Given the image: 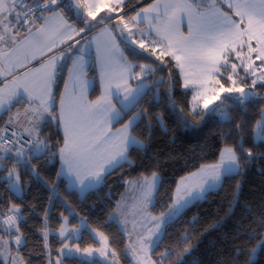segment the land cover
<instances>
[{"label":"snow or ice","instance_id":"6c2138e0","mask_svg":"<svg viewBox=\"0 0 264 264\" xmlns=\"http://www.w3.org/2000/svg\"><path fill=\"white\" fill-rule=\"evenodd\" d=\"M125 2L0 0V76L4 77L0 80V112L7 117L6 120L0 118V181L6 184V191L20 196L25 205L22 208L0 194V204L4 205L0 207V256L6 264H25L21 252L28 246L29 236L21 230L22 224L39 233V247L48 264H67L68 261L101 264L98 256L104 258V264H119L118 260L109 259L115 257L116 252L105 243L106 238L99 241L103 245L100 248H81L82 238L74 233L88 231L87 220L80 218V227L67 228L68 217L55 212L54 202L58 199L74 212L60 196L61 183H66L65 191L70 195L86 198L89 190L102 185L113 172L125 164L134 166L135 162L129 158L131 151L142 149L144 145L133 133L142 125L148 136L156 125L167 132L163 113L154 111L162 102L159 86L165 84V80L163 76L153 79L157 68L139 63L141 57L160 62V72L164 71L162 58L165 56L173 59L181 70L186 64L203 69L207 82H214L216 88L212 89L215 94L210 97L199 91L193 95L192 111L197 114L201 97L203 108L214 113L218 106L213 102L220 100L221 93L229 94L226 99L232 98L234 104L244 107L257 97V85L264 87V0H156L127 20ZM224 5L228 11L223 10ZM130 10H134V6ZM141 23L147 24V32L139 27ZM153 35L157 39H152ZM101 37L107 39L101 41ZM93 41L96 46L92 65H89L87 54ZM162 42L164 48L157 55L155 45ZM58 45L64 47L54 53ZM125 53H131L136 62L129 60ZM65 58L71 67L60 63ZM26 61H36L40 67L29 68ZM90 66H98V77L87 76ZM225 68H229L231 74H224ZM18 71L20 75L16 74ZM241 71L244 72L241 80H251L247 90L236 87V77ZM62 72H67L72 87L69 89L65 82L64 92L60 94L56 85ZM221 75H225L231 87H224L218 78ZM212 77L217 78L213 81ZM97 79L102 85V94L90 101L87 93ZM167 83L165 96L169 114L175 116L185 130L195 127L177 107L172 82ZM197 83L202 87L204 82L186 78L183 87L187 89ZM209 105L213 107L210 109ZM13 108L17 111L13 112ZM220 116L222 121L233 125L232 131L224 135L235 141L234 147L225 148L218 163L205 166L196 183L188 185L182 180L177 185L168 196L171 204L167 212L151 216L154 227L147 229L146 236L138 238L141 251L145 250V244L149 248L158 247L168 234L169 225L189 206L206 200L209 190L217 187L222 190L224 181L246 173L244 165L264 160V109L259 110L260 119L254 125L247 119L242 124L236 123L226 109ZM53 120L58 134L62 129V144L49 143L51 136L41 138V132L51 126ZM112 124H121V127L113 133ZM111 138H115V143L105 147ZM57 159L60 162V170L55 173L58 182L49 184L40 175L39 165L48 167ZM33 160L39 165H34ZM33 181L43 182L52 193L39 226L27 225L29 217L24 215L25 210L36 212L34 205L23 200V193L30 189ZM136 184L138 200L151 204L159 195L163 180L154 172L150 179ZM234 187L238 194L241 185L237 183ZM115 203L116 209L110 213V218L119 220L123 215L122 205L119 201ZM54 215L63 220L58 229L53 224ZM196 219L193 217L190 223ZM53 232L62 245L56 249L54 258L48 243ZM5 235L8 240H4ZM189 235L185 233L180 237L181 245ZM258 250H264V233L251 250L248 264H256ZM175 251L170 248L161 253V264ZM190 251L185 249L186 253ZM241 251L238 249L237 255ZM182 259L178 257L177 264H182Z\"/></svg>","mask_w":264,"mask_h":264},{"label":"trees","instance_id":"16d2710c","mask_svg":"<svg viewBox=\"0 0 264 264\" xmlns=\"http://www.w3.org/2000/svg\"><path fill=\"white\" fill-rule=\"evenodd\" d=\"M151 1L126 0L123 7L128 11V15ZM132 6H134V10H130ZM126 54L132 61H135L131 53ZM167 62L168 67H163L164 71L160 72L159 62L144 57L139 59V63L151 64L157 68V75L158 73L165 74V84L161 85L162 102L154 111L163 113L167 132L156 125L151 135L148 136L142 125L133 133L144 145L142 149L134 148L131 151L129 158L135 162L134 166L130 167L125 164L123 168L113 172L100 187L89 191L86 198L77 194L70 195L65 191L66 183H61L60 196L71 205L74 212L62 205L60 200L57 199L54 202L55 212L63 213V216L69 217L73 227L79 226L80 218L87 220L89 230L81 231L80 237L83 241L81 248L100 246L94 235L95 231H100L108 237L110 246L123 264H133L131 257L127 254L128 239L117 222L111 220L110 213L116 209L115 201H120L126 190L127 182L144 175L150 176L154 172L159 173L163 185L160 187L152 211L155 214L165 213L171 204L168 196L175 190L183 177L198 171L204 165L218 162L223 149L234 147L235 144L233 139L224 135V133L232 131L233 125L222 121L214 113H208L201 125L187 130L181 126L175 116L169 114L165 96V90L168 88L167 78L172 77L173 97L184 116L190 112L192 91L183 87L184 81L175 62L171 58H167ZM66 65L70 66L69 63ZM223 71L224 74H231L229 68H225ZM88 72L90 78L94 75L98 77L97 67L90 66ZM66 76L67 72H62L59 75L56 91L60 94L63 93ZM218 78L227 86H231L225 75ZM250 83L251 81L248 80L241 82L240 85L248 89ZM101 94V84L97 79L94 82L91 97L95 99ZM261 98L264 97H257L253 101L246 102L244 107L233 102V105L228 107L229 115L238 124H242L247 119L250 124L254 125L260 119L259 110L264 109V99ZM12 111H16V108H13ZM192 116L200 119L201 113ZM0 118L7 119L4 114ZM186 119L188 120L187 117ZM115 126L118 127L121 124H115ZM48 136L53 138L49 143L59 142L62 144L63 142V134L61 130L58 134L54 120L51 126L45 127L41 132L42 138ZM8 163L11 167V161ZM32 163L39 165V162L35 160ZM59 167L60 162L57 159L48 167L39 165V172L49 184H55L58 182L55 173L59 171ZM244 167L247 169L245 174L233 175L232 178L224 181L222 190L220 188L210 190L206 200L189 206L175 223L169 225L168 234L163 238L162 243L152 251V258L156 264H161V253L170 248H174L176 251L163 261V264H177L178 257L183 258L182 264H248L251 250L256 247L261 234L264 233V223H262L264 221V160H256L251 166L244 165ZM237 183L241 185L238 194L234 187ZM0 194L7 196L12 203H16L22 208L25 207L21 203V197L6 191V184L2 181H0ZM51 195L52 193L43 182H31L30 189L23 194V200L27 204L34 205L36 212L25 210L24 215L29 217L27 225L39 226L41 224V216L44 214L47 200ZM234 195L236 196L235 202ZM166 200L167 203H165ZM3 206L0 204V207ZM193 217L197 219L194 223H190ZM52 220L57 229L63 223V220L55 215ZM21 230L29 236L28 246L21 252L26 264H48L47 257L39 247L41 242L39 233H36L32 227H25L24 224L21 225ZM185 233H190V235L188 240L181 245L180 237ZM61 246L57 233L53 232L50 235L53 258L56 256V249ZM186 248L191 251L186 253ZM238 249L242 250L239 255H237ZM0 264L5 263L0 260ZM67 264H78V262L68 261ZM101 264L104 262L101 261ZM256 264H264V250H258Z\"/></svg>","mask_w":264,"mask_h":264},{"label":"rangeland","instance_id":"374dc122","mask_svg":"<svg viewBox=\"0 0 264 264\" xmlns=\"http://www.w3.org/2000/svg\"><path fill=\"white\" fill-rule=\"evenodd\" d=\"M140 10V9H139ZM223 10L224 11H228V8H227V5H224L223 6ZM128 12V11H127ZM136 14H128L125 19H129L130 17L132 16H135ZM131 26V25H130ZM140 28H143L146 32L148 30V26L147 24L145 23H141L139 25ZM186 28H184L183 30L185 31L186 33ZM93 36L96 35L95 32H93L92 34ZM139 37H137L138 39ZM101 41L107 39V37H101L100 38ZM152 39H157V37L155 35L152 36ZM95 46H96V42L93 41L88 49V54H87V57L88 58H92L94 57V50H95ZM121 47H123V45H121ZM155 47L157 48V55L159 54V52L161 50H163L164 48V43H160L159 45H155ZM125 55H127L125 53ZM128 57V56H127ZM167 56L163 57L162 58V67H168V62H167ZM129 60H131L129 57H128ZM173 62H175L173 59H172ZM133 63H135V61H133ZM160 64V62H159ZM175 65L177 66L176 62H175ZM153 66V65H152ZM97 67V70L99 71V68L98 66ZM154 67V66H153ZM155 68V67H154ZM178 68V67H177ZM179 71H180V74L183 78V81H185V79L187 78L188 80H191V81H203V86L201 87V84L200 83H197L195 86H190L189 88H187V90H191L192 91V97L193 95H196L197 92H201L203 93L204 95H207V96H212L214 95L215 93L212 92V89L216 88V85L214 82H207L208 81V78L207 76L203 75V69L200 67V66H197V65H185V67L183 68V70H181L180 68H178ZM137 71V70H136ZM139 71V70H138ZM223 71V70H222ZM224 72V71H223ZM164 73H158L157 76H154L153 79H156L158 76H163L164 78ZM244 76V72H239L238 76L236 77L237 79V84H236V87H241L240 83L245 81L247 82L248 80L250 79H247V80H241L240 78ZM217 77H212V80L214 81ZM167 81H172V77L169 76L167 78ZM251 81V80H250ZM221 82V81H220ZM224 87H231V86H227L225 83L221 82ZM231 84V83H230ZM159 91L161 93V85L159 86ZM255 92L258 93L257 97H264V87H260L259 85H257V87L255 88ZM172 95H173V89H172ZM229 94H226V93H221L220 94V100L218 101H214L213 104L214 105H217L218 107L216 108V111L214 112V115L217 116L218 118L221 119V116H220V113L222 111H224L225 109L228 111V107L233 105V102L234 100L232 98H227L226 99V96H228ZM232 97H234V94H231ZM255 97V98H257ZM221 101L223 103H221ZM176 103V102H175ZM177 105V104H176ZM178 107V106H177ZM213 107V105H209V108L211 109ZM192 108H193V102H192V98H191V107H190V112L188 114H185V116L188 118V120L190 122H192V124H194L195 126H198V125H201L204 121H205V118H206V115L209 113L208 110L204 109L203 108V97H201V99L199 100L198 104H197V109H198V113H201V116H200V119H197L195 118L194 114H196L195 112L192 111ZM229 114V112H228ZM230 116V115H229ZM225 148H230V147H225ZM224 148V149H225ZM223 149V150H224ZM218 163V162H216ZM216 163H212V164H208V165H204L201 169H199L198 171L196 172H193V173H197L198 175H192L193 173L191 174H188L186 175L185 177H183V182L188 184V185H191V184H194L196 183L199 179H200V175L203 174V171L205 169V166H209V165H213V164H216ZM159 174V173H158ZM160 175V174H159ZM152 175L149 176H141V180L142 181L143 179L147 178V179H150ZM161 177V175H160ZM137 182V181H136ZM136 182L132 183V184H129L128 186H126L127 190H125V192L123 193L121 199H120V203L122 205V212H123V215L119 217V221L121 220L123 222V224H125V227L126 225H129L131 226V223L130 221L132 219H135L137 218V223H136V235H137V238L138 237H141V236H146L148 233H147V229L149 228H152L154 227V225L152 224L151 220H150V217L151 216H160L161 214H155L153 211H152V207L155 203V200L153 201V203L151 204H148V203H141L139 200H138V191H139V187L138 185L136 184ZM182 182V181H181ZM181 184V183H180ZM219 187H217L216 189H218ZM211 190H214V189H211ZM210 191V190H209ZM24 194V193H23ZM113 221V220H112ZM116 221V220H115ZM67 228L69 229H75V228H78L81 226V219H80V223H79V226L77 227H73L70 223V218L68 217V222H67ZM0 228H2V225H0ZM139 232H141L139 234ZM74 235H81V233L79 234H76L74 233ZM94 235H95V238L100 241V240H105V243L110 247V243H109V239L108 237L100 232V231H95L94 232ZM9 237L7 235L4 236V240H8ZM48 243H49V246H50V236L48 238ZM100 243V242H99ZM103 245L100 243V246H97V247H92V248H100L102 247ZM144 251H141L140 250V246L139 245H133L131 244L129 247H127V254L131 257L132 261H133V264H156L152 258V251L154 248H149L147 244L144 245ZM15 248L12 249V254L15 255ZM22 256V255H21ZM23 258V257H22ZM98 259H100L102 262H104V258L103 257H97ZM109 259H116L118 260L119 264H123L122 261L120 260V258L118 257V255L116 254L115 257H109ZM0 260L2 262H5L4 260V257L0 256ZM24 261V259H23ZM25 262V261H24ZM26 264V262H25Z\"/></svg>","mask_w":264,"mask_h":264},{"label":"crops","instance_id":"0c3cea01","mask_svg":"<svg viewBox=\"0 0 264 264\" xmlns=\"http://www.w3.org/2000/svg\"><path fill=\"white\" fill-rule=\"evenodd\" d=\"M89 2H90V3H91V2H95V0H89ZM154 3H156V0H152L149 4H146V5H144V6H141L140 8H137V9L134 11L133 14H136L137 11H140L139 9H141V8H147L150 4H154ZM84 11L86 12V9H85ZM121 14H123V13H121ZM101 15H103V13H101ZM125 17H126V15H125ZM53 23L55 24V22H53ZM80 26H82V25H80ZM185 30H186V29H185ZM65 39H67V38L65 37ZM63 47H64L63 45H58L56 48L53 49V52L56 53V52H58V51H59L61 48H63ZM37 55L39 56V54H37ZM87 58H88V57H87ZM88 60H89V65H92V60H93V59H92V58H88ZM25 63L28 64L29 68H38V67H40V64L36 63V61H31V62H27V61H26ZM60 63L66 65V64L68 63V59L65 58L64 60L60 61ZM3 66L6 67L7 65H3ZM69 67H71V65H70ZM88 70H89V67L87 68V76L90 78ZM98 73H99V71H98ZM16 74H17V75H20L21 73L18 71ZM59 75H60V74H59ZM3 79H4V77H3V76H0V80H3ZM65 82L68 83V85H69V89H71V87H72V81L69 79L68 74H67V76H66V80H65ZM130 83H132V82H130ZM0 86H2V85H0ZM132 86L134 87L135 84L133 83ZM92 89H93V87L90 88V89L88 90L87 98H88V100H90V101H95L97 98L93 99V98L91 97ZM101 90H102V85H101ZM63 92H64V89H63ZM62 94H63V93H62ZM117 107H119V105H117ZM16 111H17V109H16ZM16 111H14V112H16ZM20 111L22 112L23 109L21 108ZM2 114H3V113L0 112V116H1ZM53 115H55V114L53 113ZM119 127H121V126L116 127L115 124H112L110 130H111L113 133H115L116 129L119 128ZM61 132H62V129H61ZM62 134H63V133H62ZM41 138H42V137H41ZM113 143H115V138H111L110 143H109L108 145H106L105 147H111V145H112ZM105 155H107V153H105ZM59 170H60V167H59ZM149 177H150V176H149ZM141 179H142L141 177H137V178L131 179V180H129V181H132V182L134 183V182H136V181H140ZM182 180H183V178L179 181V184L181 183ZM128 185H129V183H127V186H128ZM100 186H101V185L97 186V188L100 187ZM97 188H96V189H97ZM126 190H127V188H126ZM89 191H91V190H89ZM89 191H88V192H89ZM88 192H87V193H88ZM87 193H86V194H87ZM119 202H121V201H119ZM111 220H113V221L116 220L115 222H117V224L121 227V229H122L123 232L125 233V235H126V237H127V239H128V245H127V247H129L131 244H133V245H136V244H137V245H138L137 241H138V238H140V237L137 238V235H136V223H137V218L132 219V220L130 221L131 226L126 225V227H125V224H123V222H122L121 220L119 221V220H117L115 217H111ZM140 233H141V232H139V234H140Z\"/></svg>","mask_w":264,"mask_h":264},{"label":"water","instance_id":"95a60500","mask_svg":"<svg viewBox=\"0 0 264 264\" xmlns=\"http://www.w3.org/2000/svg\"><path fill=\"white\" fill-rule=\"evenodd\" d=\"M247 90V89H246Z\"/></svg>","mask_w":264,"mask_h":264}]
</instances>
